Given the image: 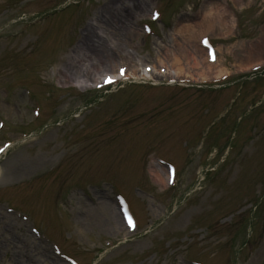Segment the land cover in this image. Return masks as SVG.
Returning a JSON list of instances; mask_svg holds the SVG:
<instances>
[{
    "label": "rangeland",
    "instance_id": "obj_1",
    "mask_svg": "<svg viewBox=\"0 0 264 264\" xmlns=\"http://www.w3.org/2000/svg\"><path fill=\"white\" fill-rule=\"evenodd\" d=\"M209 3L238 12L240 35L219 40L226 81L199 86L191 78L213 68L194 46ZM86 27L110 49L104 68L72 51ZM172 57L191 82L92 87L110 66ZM258 59L264 0H0V144L11 141L0 154V264H68L54 244L80 264H264V65L246 70ZM151 153L177 164L174 186Z\"/></svg>",
    "mask_w": 264,
    "mask_h": 264
},
{
    "label": "bare ground",
    "instance_id": "obj_2",
    "mask_svg": "<svg viewBox=\"0 0 264 264\" xmlns=\"http://www.w3.org/2000/svg\"><path fill=\"white\" fill-rule=\"evenodd\" d=\"M139 6H140V4L135 5L136 8H138ZM107 7H108V5L105 6V8H107ZM220 8H219V6H217V4L215 5V7H212V6H210V3H209V5H205L203 7V10H202V13L200 16V20L197 21V25H196V27L198 28L197 30L199 31V32L197 31V34L195 35L196 43H197L198 36L201 33L205 32V30H207L211 26L212 19L216 18L222 24V21H224L223 18L226 15V11H225V9L223 10L222 8L221 9ZM224 23L226 24V22H224ZM184 26H187V25L186 24L181 25L179 27V29H181V27H184ZM188 27H189L188 29H190L191 32H194L195 29H193V26L192 27L188 26ZM120 30H122V29H120ZM80 35H81L80 40L73 47L72 51L75 53H76V51L81 52V57H88V58L94 57V58H96L95 63H89L88 64L89 68H96V67H98V65L101 66L99 69H101L102 67L104 68L107 65L106 59H107L108 55L111 53L110 49L103 45V43L100 41V38L97 37V35L94 32V29H92V28H87V27L83 28L81 30ZM196 43L194 44V46L196 47V50H198V52H200L199 55L202 56L205 52V49L203 47H201L200 45L198 47ZM185 58L187 60H189L187 56H185ZM171 59L172 60H166L164 58H156L155 59L156 62H162V61L166 62L167 61L165 64V65H167V67L164 65L165 69L161 73H159V71H157L156 68H158L162 64H159V65L157 64L158 65L157 67L155 64H153V65H151L152 68H147L146 67L147 64L143 63L141 68L142 69L145 68V70L143 69L145 72L144 73L141 72V76H143L144 78H150V79H155V80H159L160 77H163L165 75H170V76H172V78L179 77L178 76V74H179L178 72H180V69L178 66L179 63L175 57H172ZM195 60L196 59H193V61H195ZM258 60H260V59H258ZM168 61H169V63H168ZM193 61L191 64L187 63L188 67H191V65L193 67V63H194ZM198 61H201V59ZM198 61H195V63H197ZM216 61H217V59L214 61V63H216ZM248 63L249 62H247L246 64L241 63L240 65H238V67L246 66V65H248ZM171 66H176V67L174 69H172ZM111 68L112 67L110 66L107 69L108 73L112 72ZM208 69L209 68H207V71H208ZM138 70H141V69L136 68L134 70V68H131V69H128L125 74L126 75H128V74L134 75L135 73L139 72ZM159 70H160V68H159ZM176 70H178V71H176ZM186 70H187V67H186ZM186 72H188V70ZM64 74H68V75L64 76ZM87 74H88V72L87 73H80V74H76L75 72H63V73H61V77H67L68 82L74 80L75 78H78L79 80H81L83 82L82 87H85L86 85L84 82L87 83V80L90 81L89 80L90 78ZM95 75H97V72L93 73V76H95ZM196 75H198L200 79H203L206 76L204 74H201L200 71H199V73H196ZM152 172H153V176L155 179H157V180L163 179V175H162L160 169H156L155 172L154 171H152ZM1 176H3V175L0 172V181L2 180ZM109 213H111L110 215L112 217L113 222H118L120 220L117 212L114 209V207H112V206L109 207Z\"/></svg>",
    "mask_w": 264,
    "mask_h": 264
},
{
    "label": "snow or ice",
    "instance_id": "obj_3",
    "mask_svg": "<svg viewBox=\"0 0 264 264\" xmlns=\"http://www.w3.org/2000/svg\"><path fill=\"white\" fill-rule=\"evenodd\" d=\"M121 71L123 72V69ZM109 79H111V78H109ZM0 151H2V149H0ZM129 223H131V218H129Z\"/></svg>",
    "mask_w": 264,
    "mask_h": 264
}]
</instances>
